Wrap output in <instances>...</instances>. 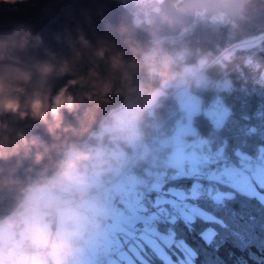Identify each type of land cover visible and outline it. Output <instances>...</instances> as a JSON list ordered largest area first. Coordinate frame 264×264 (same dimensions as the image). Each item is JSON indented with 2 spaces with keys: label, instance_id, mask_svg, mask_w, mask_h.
Here are the masks:
<instances>
[{
  "label": "snow or ice",
  "instance_id": "obj_1",
  "mask_svg": "<svg viewBox=\"0 0 264 264\" xmlns=\"http://www.w3.org/2000/svg\"><path fill=\"white\" fill-rule=\"evenodd\" d=\"M231 98L175 99L151 163L118 178L91 264H226V247L234 264H264L250 251L264 249V91Z\"/></svg>",
  "mask_w": 264,
  "mask_h": 264
},
{
  "label": "water",
  "instance_id": "obj_2",
  "mask_svg": "<svg viewBox=\"0 0 264 264\" xmlns=\"http://www.w3.org/2000/svg\"><path fill=\"white\" fill-rule=\"evenodd\" d=\"M201 10L211 14L223 13L247 33L264 31V0H162L158 9H150L149 20L139 23L135 20V13L123 0H57L38 23L30 26L34 33L42 35L44 41L30 55L46 58L49 52H54L59 58L72 61L76 76L87 79L86 83L69 88L78 99L83 97V102L74 112L64 110V123L77 129L88 127V131L83 135L63 133L57 139L44 124L30 118L12 121L15 127L24 128L54 147L39 163L35 162L34 154L28 158L0 160V220L20 208L29 195L27 188L35 184L37 174H55L65 150L73 142L88 141L91 133L98 131L102 123L125 104L126 96L117 91L122 87L124 67L137 60L140 63L142 57L153 50L156 40L179 35L196 21ZM13 26L15 24H1L0 32L8 31ZM81 35L88 39L87 46L80 41ZM234 47L236 45L228 47L222 55ZM99 48L107 49L104 58L95 55ZM77 52L82 55L77 57ZM117 54H122L125 61V66L118 71L113 70L111 61V57ZM90 69L99 75L91 76ZM72 78L73 74H68L53 79V93ZM97 80L112 81L113 91L108 94V101L98 91L99 85L93 84ZM85 93H92V100ZM4 118L9 119L8 116Z\"/></svg>",
  "mask_w": 264,
  "mask_h": 264
},
{
  "label": "clouds",
  "instance_id": "obj_3",
  "mask_svg": "<svg viewBox=\"0 0 264 264\" xmlns=\"http://www.w3.org/2000/svg\"><path fill=\"white\" fill-rule=\"evenodd\" d=\"M10 2L14 3L15 0ZM79 39L83 45L89 44L84 35ZM43 42L42 35L34 33L33 28L25 23H17L10 30L0 32V160L28 158L34 154L35 162L39 163L54 147L24 128L15 127L13 120L30 118L42 123L57 139L63 133L83 135L88 131V127L77 129L64 123V110L74 112L83 102V97L78 99L69 88L86 83L87 79L76 76L72 61L61 59L54 52H49L46 58L30 55ZM106 51V48H99L95 55L104 58ZM76 55L79 57L82 53L77 52ZM111 61L113 70L118 71L125 66L122 54L113 55ZM138 65L137 60L131 67L136 68ZM159 72L165 80L175 79V73L169 70L167 62L161 65ZM68 74H73V78L53 93V79ZM89 74L99 75L94 69H90ZM133 79L130 72L124 71L122 87L117 91L126 96L130 110L138 109V112L133 113L138 115L155 102L160 89L146 92L138 102V98L131 95L135 92ZM93 84L99 85L98 91L108 101V94L113 91L112 81L97 80ZM85 95L92 100V93ZM112 115L116 120L121 119L116 113ZM5 116L9 119H5ZM92 119H95L94 115ZM91 158L90 151L70 145L65 150L64 158L58 162L53 176L28 186L29 195L19 210L0 220V264H69L75 255V246L65 234L51 229L42 217V209L45 198L53 190L68 182H83L80 168Z\"/></svg>",
  "mask_w": 264,
  "mask_h": 264
},
{
  "label": "trees",
  "instance_id": "obj_4",
  "mask_svg": "<svg viewBox=\"0 0 264 264\" xmlns=\"http://www.w3.org/2000/svg\"><path fill=\"white\" fill-rule=\"evenodd\" d=\"M54 1L15 0L14 4L21 8L19 12L21 15L12 14L11 17L29 25V22L38 21ZM154 1L159 2L160 0ZM0 3L1 5H6V3L11 4L13 2L1 0ZM201 11L203 13H198L195 23L186 27L179 35L165 36L158 39L155 49L146 54L136 68L131 67L133 62L125 66V70L134 77L132 85H134L135 92L131 94L133 97L140 100L146 92L161 85L163 77L160 75L159 69L163 63H168L171 72L183 74L182 71H185L184 64H196L200 58L203 59L205 67L200 76H206L207 79L203 83V79L199 80L197 78L191 87L193 88V93L199 94L202 98H207L213 94H230L233 97L230 102L237 103L238 106L239 101L236 97L242 91L247 90L256 93L264 91V40L252 47L235 48L228 55L210 64L222 50L236 42L239 43L248 38L249 35L242 31L225 14H211L206 10ZM179 52H184V57L171 60V56ZM164 96L162 95V101L159 105L151 107L144 114L142 128L147 143V151L136 163H133L132 167L137 169L145 168L153 159L155 140L161 133L162 125L167 123L166 117L172 110L175 101L172 97ZM258 102V98L254 97L250 104L255 108ZM200 126L202 130L207 128V124L204 121L200 122ZM119 131L120 129L115 131L105 130L102 135L103 146L109 148L107 142L113 141L111 134ZM119 139L121 140V146L125 144L127 152H131V143L128 142V138L119 137ZM99 142V136L93 133L88 142L77 144L81 148L89 150V148ZM45 178L47 176L44 174L36 175L37 182ZM190 241L196 242V238L190 237ZM229 251L235 250L226 247L221 250L220 255L225 259L226 264H234L235 257H230L228 255ZM250 251L264 259V249L257 252L253 248ZM236 255H244L247 259L246 253L237 252ZM248 264H257V261L248 259Z\"/></svg>",
  "mask_w": 264,
  "mask_h": 264
},
{
  "label": "rangeland",
  "instance_id": "obj_5",
  "mask_svg": "<svg viewBox=\"0 0 264 264\" xmlns=\"http://www.w3.org/2000/svg\"><path fill=\"white\" fill-rule=\"evenodd\" d=\"M56 1L57 0H55L54 2H56ZM123 1L135 13V20L137 23H139L145 19L149 20L148 13H149L150 9H158L159 3L162 0H160L159 2H155L154 0L153 1H149V0H123ZM53 3L50 4V6L47 8V10L45 11V13L43 14V16L41 18H43L46 15V13H48V11L50 10V7ZM154 5H158V7H156ZM20 10H21V8L17 4H14V3L7 4L6 3V5H1V3H0V25L1 24H15L16 25L17 23H23L22 21L14 19L13 17H11L12 14H20L19 13ZM198 13H203V11L198 12ZM41 18L34 23L29 22V26L35 25L36 23H38L41 20ZM193 23H195V22H193ZM242 41H240V43ZM260 41L261 40H259L257 43H259ZM236 43L233 44V45H237L236 48L241 47L238 42H236ZM255 43H253V45H251V46H255L257 44V43L255 44ZM155 44H156V42L154 43V49H155ZM233 45H231V46H233ZM231 46H228V47L230 48ZM227 48H225V49H227ZM234 49H235V47H234ZM234 49H231L227 53H230ZM221 53H222V51L214 58V61H217L221 57H223V55ZM226 55L227 54H224V56H226ZM180 57H184V52H179V53L173 54L171 56V60H174V59L176 60V59H179ZM200 60H202V62H204L203 59L200 58L196 64H184L185 71H182L183 72L182 75L186 76V78H189V80H191V84H193V82L197 78H199V80L203 79V81H202L203 83L207 79L206 76H199L198 77V75L202 71V68L204 67V64L200 63ZM201 66H202V68H201ZM124 69H125V67H124ZM153 89H160V95L156 98L155 102L148 107L153 106L159 99H161L162 95H164L167 92V89L162 84L156 86ZM190 97H201V96L197 93H193ZM139 101L140 100H138V102ZM148 107L143 110L144 114H145V112H147ZM134 112H138V109H131L130 110L128 107V99H127V101L125 102V104L121 108H119L113 112V113L118 114L121 117L120 120L114 119V117L112 115L113 113H112L110 115V117L111 116L112 117L105 120L102 123V126L98 131H94L91 133V136L93 135V133L96 136H99V140H100L99 143H97L93 147L89 148V150H86L84 148H81V146H79L77 144V143L80 144V142H73L74 143L73 145H76V146L78 145L79 148L86 150V151H90L93 154V156L90 159L92 166L90 165L89 160L85 161L81 165L80 172L83 176V182L82 183H80V182H68L64 185V188L66 191V195H65L64 199L67 203H70L71 200L74 199L75 190H79L80 192H83L87 188V185H93V186L94 185L95 186L102 185L104 177H108L109 167H108V165L103 164V162L106 160L105 155H104L105 149H104L103 142H102L103 141L102 135L105 133L104 132L105 130H107V131L114 130L115 131V130L121 129V128L128 129L129 130L128 132H120L119 131V132H116L114 134H111L113 141L110 140L109 142H107V145L111 149V153L115 157L117 156L120 158V157L125 156L128 153L126 145L124 144L123 146H121V140L119 139V137L128 138V140H129L128 142H130L133 140L134 136L137 135L138 129H137L136 120H137V123H140V121L138 120V115H134L133 116L134 120L132 119L131 113H134ZM140 113H142V112H140ZM142 132L144 133V131H142ZM91 136H90V138H91ZM138 136H140V135H138ZM144 139H145V136H144ZM114 142H116V144H114ZM145 145H147L146 139H145L144 146ZM118 161H120V160H118ZM118 161L113 162V165H112L113 168H119V167L123 166L124 159L121 160L122 161L121 164ZM105 163H107V162H105ZM87 164L89 166H85ZM125 167H127V170H126V173H127L129 171V169L131 168V165H128L126 162ZM86 170H89V171H86ZM41 181H43V180H41ZM41 181H39V182H41ZM36 183H38V182H36ZM113 189H114V187L110 188L109 192H107V195L110 198H112V196H113L112 195ZM54 199H56V196L54 195V193L51 192L45 198L44 202L49 203L50 201H52ZM103 200L104 199L96 200V199L86 198V199H83L79 203V205H77V206H72V205L63 206L62 208H58L55 211V216L53 218L51 217V214H53V211H51V210H43L42 211V217L45 219V221L48 223V225L51 227L52 230L65 234L69 239H71L72 236H76L79 239H85V243L89 249L85 248V246L83 245V242H78L76 245H74L76 258L74 261L69 262V264H91L94 254L97 251H99L100 249H102L105 246V244L107 243V240L110 236V224H111V218L109 216L110 207H108V205L106 203H104ZM69 220H74L76 222V225H74L73 227H69L67 225V222ZM100 220H103L105 222L102 223ZM84 221L87 223H90V224L92 223L94 225V229L92 231H89L87 234H84V230H83V226H82V223Z\"/></svg>",
  "mask_w": 264,
  "mask_h": 264
},
{
  "label": "built area",
  "instance_id": "obj_6",
  "mask_svg": "<svg viewBox=\"0 0 264 264\" xmlns=\"http://www.w3.org/2000/svg\"><path fill=\"white\" fill-rule=\"evenodd\" d=\"M177 83H179V85H177ZM162 85L167 89L168 95H171L174 98H177L178 96H181V95H186V96L190 97L193 93V90L191 88V80H189L185 77L179 76L176 73H175V79H172V80H165L164 79L162 81ZM143 114H144L143 112L140 114V117H139L140 120H141ZM131 116H132V114H131ZM139 135L140 136H137L133 141L132 154H129L128 156H126L124 158L123 166L120 167V176L124 175L126 173V170H127V167H125L126 162L128 165H132L145 152L146 145L144 146L145 139H144V136H143L144 134H143L142 130H140ZM104 149H105V153H104L105 158L107 159V161L112 162V159L109 155V149L106 147ZM86 171H88V170H86ZM53 175H49V176H47V178L51 177ZM117 178L118 177H113L110 181L106 182L105 184H103L101 187H98V188H95L93 185H88L87 188L85 189V191H83V192H80L79 190H75L74 199H72L70 203H67L64 199L65 195H66V191H65L64 186L61 188L55 189L52 191V193H54V195L56 196V199L50 201L47 204L44 202V207H43L42 211L46 210V209H50V210L55 211L56 209L62 208L63 206H67V205L68 206H70V205L77 206V205H79V203L83 199H86V198L96 199V200L104 199L103 202L106 203L108 205V207H110V210H111L113 199L107 195V188L109 186L113 185ZM53 216H54V214H52V217ZM100 221L103 222V220H100ZM75 224L76 223L74 220H69L67 222V225L70 227L74 226ZM82 226H83V230L85 233L88 232L89 230L93 229V225L89 224L85 221L82 223ZM71 240H72L74 245L80 241V239L75 237V236L71 237ZM86 248H87V246H86ZM75 257H76V255H74L69 260V262L73 261L75 259Z\"/></svg>",
  "mask_w": 264,
  "mask_h": 264
},
{
  "label": "bare ground",
  "instance_id": "obj_7",
  "mask_svg": "<svg viewBox=\"0 0 264 264\" xmlns=\"http://www.w3.org/2000/svg\"><path fill=\"white\" fill-rule=\"evenodd\" d=\"M241 29V28H240ZM242 30V29H241ZM243 31V30H242ZM245 32V31H244ZM246 34H248L249 35V37L248 38H246V39H244L241 43L239 42V45L241 46V47H239V48H243V47H252L251 45H253V43H257V41H259V38H258V36H256V34L257 33H247V32H245ZM255 43V44H256ZM249 45V46H248ZM237 46V45H236ZM177 85H179V83H177ZM167 97H171V95H166ZM91 136V135H90ZM88 139H90V137H88ZM89 141V140H88ZM88 141H86V142H88ZM85 142V143H86ZM73 144V143H72ZM103 185V184H102ZM102 185H99V186H95L94 185V187L95 188H98V187H101Z\"/></svg>",
  "mask_w": 264,
  "mask_h": 264
},
{
  "label": "crops",
  "instance_id": "obj_8",
  "mask_svg": "<svg viewBox=\"0 0 264 264\" xmlns=\"http://www.w3.org/2000/svg\"><path fill=\"white\" fill-rule=\"evenodd\" d=\"M134 120V118H132ZM136 124H137V128H138V123H137V120H136ZM129 130L128 129H123L121 128L120 129V132H128Z\"/></svg>",
  "mask_w": 264,
  "mask_h": 264
}]
</instances>
